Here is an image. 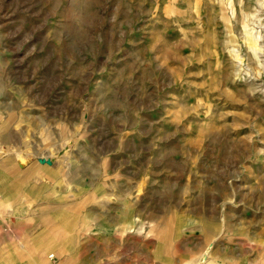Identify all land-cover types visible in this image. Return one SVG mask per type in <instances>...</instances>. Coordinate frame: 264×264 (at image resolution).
I'll return each instance as SVG.
<instances>
[{
    "label": "rangeland",
    "instance_id": "rangeland-1",
    "mask_svg": "<svg viewBox=\"0 0 264 264\" xmlns=\"http://www.w3.org/2000/svg\"><path fill=\"white\" fill-rule=\"evenodd\" d=\"M0 217L18 264H264V0H0Z\"/></svg>",
    "mask_w": 264,
    "mask_h": 264
},
{
    "label": "crops",
    "instance_id": "crops-1",
    "mask_svg": "<svg viewBox=\"0 0 264 264\" xmlns=\"http://www.w3.org/2000/svg\"><path fill=\"white\" fill-rule=\"evenodd\" d=\"M2 219L3 218L0 217V226L2 224L1 223L2 222ZM68 219L70 221H72L74 219L73 222L75 223V225H77L78 222L81 223V225H82V214H80L78 216V215H76L74 213V215L72 214L70 217H65V221L66 222H67ZM3 237H5V236H2L1 237L2 240H0V264H18L19 263V259H20L19 254L16 253V252H13V251L8 250L6 239L4 240ZM52 243H53V241H51V240L49 241L48 240V247ZM60 243H61V249H60L61 254L58 251H57V253H59L60 256L63 255V254H65L68 257H70V255H69V253H68L67 250H69V248L71 247V242L69 243L67 241H63V242L61 241ZM38 264H48V263L46 262V260L44 259L43 256L42 257L40 256Z\"/></svg>",
    "mask_w": 264,
    "mask_h": 264
},
{
    "label": "bare ground",
    "instance_id": "bare-ground-1",
    "mask_svg": "<svg viewBox=\"0 0 264 264\" xmlns=\"http://www.w3.org/2000/svg\"><path fill=\"white\" fill-rule=\"evenodd\" d=\"M87 210H88V209H87ZM38 216H39V215H38ZM45 244H46V241L40 239V240H37V243L34 244V247H33V248H35L34 250H38V249H40V248L45 247V246H46ZM66 246H67V245H66Z\"/></svg>",
    "mask_w": 264,
    "mask_h": 264
},
{
    "label": "built area",
    "instance_id": "built-area-1",
    "mask_svg": "<svg viewBox=\"0 0 264 264\" xmlns=\"http://www.w3.org/2000/svg\"><path fill=\"white\" fill-rule=\"evenodd\" d=\"M48 257H49V258H52V257H53V254H49Z\"/></svg>",
    "mask_w": 264,
    "mask_h": 264
}]
</instances>
